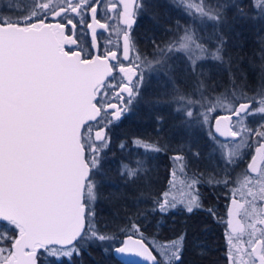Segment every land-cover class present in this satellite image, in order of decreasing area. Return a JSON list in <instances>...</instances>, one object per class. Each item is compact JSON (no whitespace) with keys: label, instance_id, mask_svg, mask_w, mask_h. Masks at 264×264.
<instances>
[{"label":"snow or ice","instance_id":"6c2138e0","mask_svg":"<svg viewBox=\"0 0 264 264\" xmlns=\"http://www.w3.org/2000/svg\"><path fill=\"white\" fill-rule=\"evenodd\" d=\"M102 2L26 0L14 5L10 0L6 10L0 9V264H72L73 258L92 246L135 254L142 264H185L186 233L162 242L158 237L149 240L140 223L144 215H168L178 205L188 215L205 211L222 227L226 264H264V76L252 96L233 93L213 99L200 92V98L194 99L202 86L201 62L223 60L224 29L235 20L264 16V0H249L250 12L231 0L215 4L173 0L188 17L208 21L219 31L205 40L191 24L177 21L174 29H165L170 39L148 41L153 50L147 54L140 51L135 28L149 15L151 0H119V4L112 0L105 15L117 14L122 47L103 51L98 30L111 33L113 29L99 18ZM232 8L235 13L230 21L227 12ZM111 43L108 39L107 44ZM177 54H184L183 71L193 77L195 90L186 94L174 87L172 100L186 101L176 111H183L189 128L194 123L211 127L209 113L213 114L216 127L209 138L214 149H221L226 168L244 163L243 150L249 149L250 160L240 174L243 184L236 187L239 180L230 173H225L223 181H209L210 187L222 184L229 190L224 213L218 214L217 206H205L199 192L202 175L196 172L181 180L186 192L181 190L179 198L171 196L178 175L173 168L170 187L153 194L151 213H137V218L128 215L123 227H101L97 206L106 183L104 164L111 149V129L140 103L146 73L177 83L173 64ZM196 105L204 109L199 115ZM221 107L227 114L219 113ZM255 116H259L257 126L245 127ZM155 120L160 125L163 118ZM237 124L248 134L247 140ZM219 137H239L240 142L224 155ZM118 148L136 150L145 157L137 159L135 166L122 157L117 169L124 188L143 195L153 184L147 154L159 155L163 146L133 137L130 142L121 141ZM200 155L199 151L190 153L197 160ZM170 159L179 163L180 173L187 174L189 154L174 151ZM240 215L249 222L241 223Z\"/></svg>","mask_w":264,"mask_h":264},{"label":"trees","instance_id":"16d2710c","mask_svg":"<svg viewBox=\"0 0 264 264\" xmlns=\"http://www.w3.org/2000/svg\"><path fill=\"white\" fill-rule=\"evenodd\" d=\"M9 2L10 0H0V9L6 10ZM11 2L14 5L26 3L25 0H11ZM208 2L215 4L217 0ZM231 3L242 5L245 12H250L249 0H231ZM167 8L162 10L158 3L154 2L150 9V13L153 15L152 20H141V22L147 23V32H144L149 37L158 35L162 24L161 16L169 12ZM234 13L235 8L227 12L230 21ZM197 22V33L205 40L213 37L219 31L213 29L208 21L198 20ZM140 35L142 34L140 33ZM223 40L221 48L223 60L207 59L201 62L199 71L202 75L199 80L202 82V86L194 99L200 97V92L212 98L229 97L233 93L237 97L241 93L252 96L253 90L258 89L262 83V76H264V73L261 72V66L264 65V16H257L245 21H232L231 26L224 29ZM210 42L215 43L214 40ZM180 60V65L175 66L177 83L173 84L164 76L165 79L160 86L162 89L158 92L159 96L154 90V84H149V87L144 88L142 92L140 103L122 121L118 122L116 127L111 129V149L107 152L104 164L107 174L106 183L102 189L101 203L97 206L101 227L109 229L123 227V221L127 219L128 215L137 218V213H151L153 194H159L168 188L170 170L180 168L179 163L173 164L170 159L174 151H183L189 154V159H191L187 174L176 170L177 178L185 180L193 172L202 175L199 192L205 206L209 205L208 198L211 197L208 186L209 144L211 141L209 132L212 131L208 127L207 129L201 128L195 123L189 128L184 122L183 111L180 113L176 111L178 107L181 108L180 101L172 103L174 87L186 94H191L195 90L193 77L183 71L186 66L183 54H181ZM157 116H163L162 125H157L155 120ZM133 137L158 141L164 148V151L159 155L156 153L147 154L151 157L146 163L151 169L149 175L153 184L143 195L132 188L126 190L123 186L124 181L119 178L117 171L122 157L125 162L134 164L132 157L136 150L129 152L126 149L121 152L118 148L121 141L130 142ZM196 151L201 154L198 160L190 156L191 152ZM142 157L144 160L145 157L143 155ZM224 190L226 191V189ZM221 193L220 189L214 188L212 201H216ZM213 205L217 206L218 214L224 213V208H219L218 202H213ZM140 223L149 240L158 237L162 242L186 233L185 264H226L222 227L205 211H196L188 215L178 205L177 209L168 215L155 213L144 215L140 218ZM72 264L126 263L118 261L112 251H105L103 246H92L87 248L81 256L73 258Z\"/></svg>","mask_w":264,"mask_h":264},{"label":"flooded vegetation","instance_id":"af4514ba","mask_svg":"<svg viewBox=\"0 0 264 264\" xmlns=\"http://www.w3.org/2000/svg\"><path fill=\"white\" fill-rule=\"evenodd\" d=\"M209 1V0H208ZM206 0V2H208ZM26 2V0H25ZM112 2V0H103V2L101 4L98 5V7L100 8V14H99V18L101 19L102 22H106L108 23L112 29H114V21L111 18V16H115L116 21H117V26L120 28L122 27V25H120L119 23V18L117 16V14L115 12H108L107 15H105V13L103 12L104 10L107 11V8L109 6V4ZM115 2L117 4H119V0H115ZM154 2H157L159 7L162 10H165V8H167L169 10V12H166L165 14H162V24H161V28L159 29V33L158 35L154 36H148L145 32H147V23H143V22H139L135 28V35L137 37L140 38V44H139V48L142 54H147V53H151L153 48L152 45L150 43H148V41L152 38L155 37V40L157 42L162 43L163 41H166L168 39L171 38V33L170 32H166L165 29H169V28H173L174 26L177 24V21H179V23L181 25H186V24H191L193 26V28L196 30L197 32V25H198V20L195 17H188L182 6H177L173 0H151V4H154ZM102 6L103 7V11H102ZM121 10H122V6H121ZM151 17V18H150ZM153 18V15L149 12L148 16H145L143 18V20L146 21H151ZM202 21V20H200ZM146 26V27H145ZM145 31V32H144ZM98 32H100V36H99V42L102 45L101 51H103L105 48H112V50H115L117 47H122V40L120 39V36L116 34V30H113L111 33L108 31H103V30H98ZM140 33L142 35H140ZM111 39L112 43L111 45L107 44V40ZM131 56L133 57V60L135 61V56L136 53L132 52ZM180 56L181 54H177L174 59H173V64L176 66L177 64L180 65ZM127 63V62H125ZM164 76L163 75H158V74H148L146 73V81H145V88L149 87V84H154V90H156L157 96H159L158 92L162 89L160 88L161 84L164 81ZM170 99V98H169ZM173 101V100H172ZM172 103H176V101L172 102ZM222 115V114H221ZM161 117V116H160ZM163 117V116H162ZM212 118L210 119V125H211V131L212 133L214 132V120L215 118L213 117V115L211 116ZM259 121V116H255L250 120V123H252L251 128H255L257 126V123ZM163 124V121H162ZM160 124V125H162ZM231 139H233L232 137H229L227 139H222L219 137V141L222 144L223 142H228ZM256 144L252 147V151H254ZM209 176H208V186H209V181L211 180L212 183H216L217 181H223L225 179V173H230L231 176H233L234 173H236L238 170L242 171L245 166L246 163L250 160V153H244V155L247 157V159L244 160V163L240 164L239 167H225L224 163L221 159V153L219 152V150L217 148L214 149L213 151V142L212 140L210 141L209 144ZM214 175V176H213ZM255 179V177H253ZM209 194L212 197V193L214 188L209 186ZM216 189H220L221 190V195L218 197V201H212L211 197L208 198V202L209 205H213V202H218L220 204L219 208H224L225 206V193L227 192V190L225 191L221 184V186L219 187H215ZM244 191H246V189H243ZM218 191V190H217ZM238 199L241 200V202L243 203L244 200L241 199V197L238 195ZM246 207L250 208L249 205H246ZM250 211V210H249ZM238 219L241 221V223H246L249 222L247 217H244L243 215L238 216ZM0 228H3V225H0Z\"/></svg>","mask_w":264,"mask_h":264},{"label":"rangeland","instance_id":"374dc122","mask_svg":"<svg viewBox=\"0 0 264 264\" xmlns=\"http://www.w3.org/2000/svg\"><path fill=\"white\" fill-rule=\"evenodd\" d=\"M103 7L104 6H102V11L104 10L103 9ZM105 8V7H104ZM104 13H106V11L104 10L103 11ZM111 18L113 19V21H114V29L113 30H116V34H117V32H118V29H119V27L117 26V21H116V18H115V16L113 15V16H111ZM118 35V34H117ZM109 48V47H108ZM184 55V54H183ZM117 82H119V77H117ZM220 97V96H219ZM200 97H198V99H199ZM216 97H213V99H215ZM197 99V98H196ZM197 99V100H198ZM221 102H223V101H221ZM186 103V101H180V107L183 109V106H184V104ZM195 110H196V113H197V115H199L201 112H203L204 111V109L203 108H201L199 105H196V108H195ZM219 113L220 114H222V115H224V114H227V109L226 108H223V107H221L220 109H219ZM213 114L212 113H209V124H210V119L212 118L211 116H212ZM253 117H250L248 120H247V122H246V124H245V127H251L252 126V123H250V120L252 119ZM211 126V125H210ZM207 127L209 128V129H211V127H209V125L208 124H206V125H204V127L203 128H206L207 129ZM236 128H237V130H240L241 131V135H242V137H243V139L244 140H247L248 139V134L246 133V132H243L242 130H241V127H240V125L239 124H237L236 125ZM240 142V138L238 137V138H233V139H231L230 141H228V142H223L222 143V145H223V154L224 155H226L227 154V152L228 151H230L231 150V148H233L234 146H235V144L236 143H239ZM256 144V139H255V137L253 136L252 137V147L254 146ZM218 150H219V152L221 153V149L218 147L217 148ZM253 150V149H252ZM243 152L244 153H247V152H249V149H244L243 150ZM132 159H134L133 161H134V164L132 165V166H135V162H136V160L137 159H140V160H143V157H142V155L140 154V153H138L137 151L135 152V155L132 157ZM176 170H179V168H175ZM241 170L239 171H237L236 173H234L233 174V176H232V178L234 179V180H236V179H238L239 180V183H237V185H236V187H241V185L243 184V176L242 175H240L241 174ZM215 183V182H214ZM213 183V184H214ZM168 187H170L169 185H168ZM181 190H183V191H187V189L181 184V180L180 179H178V178H176V188L175 189H172V191H171V196H176L177 198H179L180 197V193H181ZM227 190V192L229 191L228 189H226ZM171 198V197H170ZM237 198H238V196H237ZM225 200V199H224ZM216 201H218V198H216ZM226 201V200H225ZM226 203V202H225ZM249 210H251L250 208H249ZM237 219H238V217H237ZM245 238H246V234H245Z\"/></svg>","mask_w":264,"mask_h":264},{"label":"water","instance_id":"95a60500","mask_svg":"<svg viewBox=\"0 0 264 264\" xmlns=\"http://www.w3.org/2000/svg\"><path fill=\"white\" fill-rule=\"evenodd\" d=\"M216 127V120H214V132ZM217 136L219 134H216ZM222 139H227L229 137H220ZM113 256L120 262L126 263V264H142V258L139 256H136L135 254H117L115 251H112Z\"/></svg>","mask_w":264,"mask_h":264}]
</instances>
